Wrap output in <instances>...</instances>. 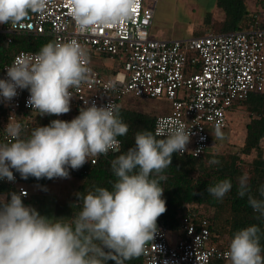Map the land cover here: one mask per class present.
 Returning a JSON list of instances; mask_svg holds the SVG:
<instances>
[{
  "label": "clouds",
  "instance_id": "obj_1",
  "mask_svg": "<svg viewBox=\"0 0 264 264\" xmlns=\"http://www.w3.org/2000/svg\"><path fill=\"white\" fill-rule=\"evenodd\" d=\"M69 15L80 32L98 27H114L131 19L139 0H66ZM52 0H0V24L11 29L23 26L33 13L41 12ZM0 79V98L11 101L17 89H28L26 102L40 116H61L71 110L72 89L88 79L87 52L76 40L48 42L38 53L23 54L6 68ZM71 121L54 119L22 137L20 122L4 129L0 141V180L15 181L13 169L22 179L69 178V168L78 170L90 158L92 164L109 151L119 153L118 137L127 135L128 125L120 116L119 105L85 103ZM158 135L165 138L158 139ZM214 135L223 138L219 129ZM191 132L184 124L173 125L166 133L138 131L134 147L111 161L116 180L112 190L95 188L81 195V210L70 222L66 218L42 216L26 206L27 193H10V201L0 196V264H124L145 254L158 232V218L167 211L160 182L175 153L187 150ZM199 150H197L198 154ZM209 165H217L213 158ZM248 176L239 178L238 195L250 192ZM232 188L224 179L207 192L222 199ZM264 196V187L261 188ZM253 210L264 217V200L248 195ZM80 204V203H79ZM260 228L252 225L237 231L224 253L230 264H264Z\"/></svg>",
  "mask_w": 264,
  "mask_h": 264
},
{
  "label": "built area",
  "instance_id": "obj_2",
  "mask_svg": "<svg viewBox=\"0 0 264 264\" xmlns=\"http://www.w3.org/2000/svg\"><path fill=\"white\" fill-rule=\"evenodd\" d=\"M155 1L139 0L134 16L118 26L80 32L69 15L66 0H52L41 12L31 14L22 27L13 30L7 24L2 31L48 33L54 42L76 40L85 48L90 69L88 79L71 90V110L58 119L71 121L87 102L106 106L108 103L120 105L131 97L165 98L170 101L171 110L157 116L155 134L184 124L191 132L184 154L199 157L217 140L216 129L222 132L230 128V113L252 92L264 91V19L255 14L246 27L233 32H209L187 39L155 38L151 33ZM8 39L11 41L10 36ZM35 53L38 52H18L2 66L0 79H7L6 68L17 57ZM93 55L117 58L121 65L106 75L91 63ZM29 95L28 89H17V96L11 101L0 98L2 141L6 139L4 129L10 117L12 122H17L21 112H36L26 104ZM118 139L122 148V140ZM12 171L15 181L3 180L15 186L18 194L24 190L28 195V188L16 171ZM209 224L207 217L192 212L182 218L174 233L165 225L158 226L157 234L143 254L142 264L227 261L224 253L228 248L212 243Z\"/></svg>",
  "mask_w": 264,
  "mask_h": 264
},
{
  "label": "trees",
  "instance_id": "obj_3",
  "mask_svg": "<svg viewBox=\"0 0 264 264\" xmlns=\"http://www.w3.org/2000/svg\"><path fill=\"white\" fill-rule=\"evenodd\" d=\"M258 3L264 13V0H259ZM217 7L224 13L221 21L211 22V10L206 15V21L212 25L214 33L236 31L246 27L248 22L254 19V13L249 9L246 0H217ZM201 34L197 32L196 35ZM9 36L11 41L8 39ZM48 42H54V37L48 33L17 31L9 34L0 30V70L18 52L22 50L39 52L41 47ZM241 104L245 105L250 115L241 151L215 152L209 149L199 157L191 154H173L171 166L163 173L167 176V180L160 182L164 189L163 198L166 201L167 211L158 218L157 225H165L174 233L185 215L196 212L200 217L209 219L212 243L223 248L229 247L237 231L256 225L260 228V245L262 255H264V217L255 212L248 203V195L264 200V196H261V188L264 187V91L252 92ZM119 108L122 120L129 127L127 135L118 137L123 143L121 151L119 153L110 152L107 156L101 155L95 164L90 163L89 160L78 170L69 169V173L79 180V185L71 201L57 203L56 219L66 218V221L70 222L74 214L81 210L82 201H79L78 193L84 195L94 192L97 187H104L111 191L112 184L116 180L111 170V161L118 155L126 153L128 148L135 146L134 138L138 131L148 130L155 134L154 125L157 118L155 114L138 110L123 101ZM31 113L23 111L19 117L18 122L23 126L22 137H27L35 127L47 126L52 120L60 117L38 114L32 122L27 119ZM157 138L162 139L165 136H157ZM214 138L217 137L214 135ZM0 141H2L1 133ZM213 158L219 160L220 163L209 165L208 161ZM248 169L250 171L247 172ZM16 173L25 185H48L53 180L47 178L37 180L31 176L25 180L18 172ZM243 175L249 178L250 192L240 197L238 195L239 178ZM224 179L231 181L232 188L222 199H217L207 192V187ZM12 192L18 194V189L0 180V196H6L10 201ZM28 195L22 197L23 203L45 216L43 206L45 196ZM142 261L143 254L139 258L125 261L124 264H142ZM225 262L222 260L218 264ZM107 264H115V262L108 261Z\"/></svg>",
  "mask_w": 264,
  "mask_h": 264
},
{
  "label": "rangeland",
  "instance_id": "obj_4",
  "mask_svg": "<svg viewBox=\"0 0 264 264\" xmlns=\"http://www.w3.org/2000/svg\"><path fill=\"white\" fill-rule=\"evenodd\" d=\"M259 0H246L249 9L260 19H264V13L258 3ZM216 0H156L155 15L151 28L154 32H162L166 39H187L198 33L214 32L212 25L206 21L207 12L211 10V22L221 21L224 13L221 9L215 8ZM4 26L0 24V28ZM112 58L105 55H97L92 58L101 71H105L104 63H109ZM113 60V59H112ZM114 63L110 62V68L113 70ZM109 67H107L109 71ZM113 67V68H112ZM123 103L130 104L132 107L143 112H150L156 116L169 113L170 101L165 98H147L131 97ZM37 113L28 115V120L32 122L36 119ZM230 128L223 130L222 139L217 138L212 142L211 150L215 152H239L246 134V125L250 120L249 112L244 104L238 105L230 113ZM70 169V168H69ZM247 172L250 169L246 170ZM53 187L50 185L29 184L26 187L29 190L28 196L43 195L44 215L49 218L56 217L57 203H65L74 198L77 191L79 180L69 175V178H60ZM224 264H230L227 260Z\"/></svg>",
  "mask_w": 264,
  "mask_h": 264
},
{
  "label": "crops",
  "instance_id": "obj_5",
  "mask_svg": "<svg viewBox=\"0 0 264 264\" xmlns=\"http://www.w3.org/2000/svg\"><path fill=\"white\" fill-rule=\"evenodd\" d=\"M215 8H218V7H217V0H216V5L213 6L212 9H215ZM2 25L4 26V24H2ZM4 27H5V26H4ZM2 29H3V28H0V30H2ZM152 36L155 37V38H165L162 32L157 33V32H154L153 30H152ZM95 56H97V55H93V56H91V57H90V61H91V63H92L96 68L99 69L98 65H97L96 63H94L93 60H92V58H94ZM99 56H100V55H99ZM105 56H106V55H105ZM110 58H111V57H110ZM112 59H113V60H112ZM112 59H110V60H111L110 62L114 63V65H115V66H113L114 68L112 67L113 70H111V68L109 67V66H110V62H109V63H104V66H106L105 71H101V70L99 69L102 73L108 75V74H111V73L115 72V71L120 67L121 62L119 61V59H117V58H112ZM107 67H109V71H108ZM170 104H171V103H170ZM170 110H171V106H170L169 112H170ZM33 113H37V112H33ZM167 114H168V113H167ZM37 115H38V113H37ZM59 179H60V178H54V179H53L48 185L51 184V186L53 187V186L56 185L58 182H60ZM34 185H37V184H34Z\"/></svg>",
  "mask_w": 264,
  "mask_h": 264
}]
</instances>
